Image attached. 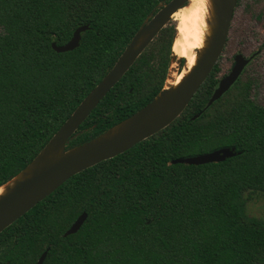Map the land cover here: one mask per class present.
Returning <instances> with one entry per match:
<instances>
[{"label": "trees", "instance_id": "1", "mask_svg": "<svg viewBox=\"0 0 264 264\" xmlns=\"http://www.w3.org/2000/svg\"><path fill=\"white\" fill-rule=\"evenodd\" d=\"M162 1L0 0V185L34 158ZM83 25L76 49L52 50ZM174 34L169 22L67 148L159 92ZM217 70L170 125L70 177L4 229L8 264H34L46 250L43 264H264V219L246 210L264 197V105L241 78L204 109ZM220 147L237 154L220 163H171ZM82 213L80 229L63 237Z\"/></svg>", "mask_w": 264, "mask_h": 264}, {"label": "water", "instance_id": "2", "mask_svg": "<svg viewBox=\"0 0 264 264\" xmlns=\"http://www.w3.org/2000/svg\"><path fill=\"white\" fill-rule=\"evenodd\" d=\"M187 1L168 0L159 3L157 10L138 27L112 67L79 102L34 158L0 185V233L70 177L111 159L156 134L170 125L187 107L222 53L238 0H207V34L203 46L194 51V64L176 84L166 85L164 80L159 92L142 108L90 140L67 148L70 138L79 126L119 82L155 36L174 20L173 15L184 7ZM87 29V25L78 27L67 43L56 45L53 42L52 50L63 53L76 49L81 40V33ZM174 37L175 34L173 39ZM170 52L167 72L170 64L174 63V71L178 76L184 60L182 57H175L171 47ZM251 58H245L240 53L234 56L230 71L218 81L204 109L219 100L231 88ZM198 115H194L192 119ZM236 154L234 147H220L205 153L176 158L171 163L194 166L220 163ZM85 219L86 213L79 215L64 232L63 237L75 234ZM46 254L47 250L39 256L35 264H43Z\"/></svg>", "mask_w": 264, "mask_h": 264}, {"label": "rangeland", "instance_id": "3", "mask_svg": "<svg viewBox=\"0 0 264 264\" xmlns=\"http://www.w3.org/2000/svg\"><path fill=\"white\" fill-rule=\"evenodd\" d=\"M264 3V0H254L253 4L260 6ZM249 0H239L234 12V17L231 22L226 43L221 56L217 62L219 73L222 70L227 72V67L232 63V55L235 52H242L247 55L249 52L261 50V53L251 62L246 68L245 74L242 79L248 78L253 86L251 90V98L253 101L260 105H264V35L254 24L253 16L257 13L255 10H247L249 7ZM246 8L245 18L246 27L242 26V34H238V31L234 30L235 21L239 19L240 10ZM251 13V17L248 15ZM243 14V13H242ZM171 24H176L174 20ZM247 214L254 218H262L264 212V197H257L247 204Z\"/></svg>", "mask_w": 264, "mask_h": 264}, {"label": "bare ground", "instance_id": "4", "mask_svg": "<svg viewBox=\"0 0 264 264\" xmlns=\"http://www.w3.org/2000/svg\"><path fill=\"white\" fill-rule=\"evenodd\" d=\"M173 18L175 24V37L171 50L175 57L183 58V68L176 76L174 63L170 64L165 84H176L181 76L194 64V51L202 48L207 34L208 1L188 0L184 7L179 9ZM1 192V189H0Z\"/></svg>", "mask_w": 264, "mask_h": 264}, {"label": "flooded vegetation", "instance_id": "5", "mask_svg": "<svg viewBox=\"0 0 264 264\" xmlns=\"http://www.w3.org/2000/svg\"><path fill=\"white\" fill-rule=\"evenodd\" d=\"M254 3V0H249V7H247V10L250 12V10H255L257 13L253 16V19H254V24L255 26L263 32V35H264V3L260 6H256V4H253ZM237 7V6H236ZM236 9V8H235ZM246 8H243L240 10V16H239V19L237 21H235L233 24L235 25V29L236 31H238V34H242V31H241V27L244 26L246 27L247 25L245 24V21L246 19L245 18H242V16L245 15V10ZM235 12V11H234ZM243 13V14H242ZM249 17H251V13L248 15ZM233 17H234V14H233ZM233 20V18H232ZM232 22V21H231ZM231 25V24H230ZM224 49V48H223ZM223 51V50H222ZM242 54L245 58H252L250 59L249 63L245 66V68L243 69L242 73L240 74L239 79L242 78V76L245 74V71H246V68L251 64L252 61H254V59L261 53V50H256V51H252V52H249L247 55H244L241 51L240 52H235L233 55H232V63H230L228 65V67L226 68L227 69V72L225 70H222V72L219 73V70H217V73H216V77L218 79V81L224 77L231 69L232 65H233V58L236 54ZM221 56V55H220ZM220 58V57H219ZM218 58V60H219ZM218 62V61H217ZM217 64V63H216ZM215 64V65H216ZM217 69H218V66H217ZM214 90V89H213ZM209 99V97H208ZM207 99V101H208ZM207 103V102H206ZM10 247H5V246H2L0 245V264H8L9 261L6 260V256L3 254L2 255V252L6 251V250H9ZM6 254V253H5ZM38 260V259H37ZM36 260V261H37ZM36 263V262H35ZM34 263V264H35Z\"/></svg>", "mask_w": 264, "mask_h": 264}]
</instances>
